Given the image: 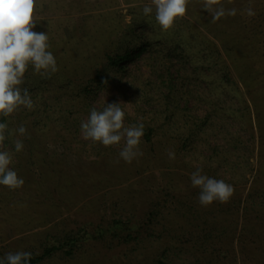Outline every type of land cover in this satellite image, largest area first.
<instances>
[{
  "label": "rangeland",
  "instance_id": "rangeland-1",
  "mask_svg": "<svg viewBox=\"0 0 264 264\" xmlns=\"http://www.w3.org/2000/svg\"><path fill=\"white\" fill-rule=\"evenodd\" d=\"M148 2L37 0L34 30L48 32L49 50L56 58L58 71L41 76L29 68L22 87H27L30 95L39 91L51 106L75 97L86 82L90 88L86 103L98 110L105 103H121L126 125L142 122L154 129L150 141L142 137L139 149L143 154L126 163L119 157L123 141L104 146L83 139L80 127L66 129L61 118L40 125L30 123L33 116L11 114L8 119L13 134L7 149L11 150L15 139L28 138L34 142L31 157H26L30 149L24 148L19 156L13 155L10 165L24 179V185L15 190L0 186V255L40 251L46 240L77 223L90 228L96 222L113 219L137 224L146 221L151 211L163 208L159 221L172 228L175 221L185 222L174 214L231 207L232 215L222 214L216 221L224 228L221 240L229 239L230 256L221 259V254L223 257L225 254L217 248H209L218 252L215 257L182 248L169 251L165 257L171 264H191L197 259L198 264H264V0H220L226 9L236 8L237 15L216 22L202 9V0H189L185 17L168 31H161L154 17L142 15L141 8ZM249 7L255 11L254 16L244 12ZM169 39H176L177 48L175 43L168 47ZM125 47L135 48L132 56L121 62L122 71L107 69V57ZM181 53L187 57L181 58ZM224 64L238 83L237 92L254 105L250 110L252 132L239 127L238 133L247 147L240 149V156L229 158L235 160L233 167L238 169L235 172L221 169L223 179L234 186L232 197L226 203L217 201L202 206L198 201L199 189L190 182V174L202 169V164L190 151L169 158V152H174L171 143L175 138L158 128L160 120L155 117L163 106L159 103L163 101L164 89H151L160 84L158 73L186 78L193 108L187 113L198 117L207 112L223 115L224 102L218 97L225 96L230 89L226 78H219ZM97 70L114 77L120 75L125 84L123 90L112 84L101 87L91 81ZM142 83L150 91L147 104L139 96L143 93L137 90ZM210 95L216 106L208 101ZM246 123L243 118L242 126ZM21 125L27 129L25 136L14 133ZM220 134L214 144L223 141ZM196 138L193 137V143L199 146L200 139ZM183 141L186 140L178 143ZM191 166L193 170L188 168ZM242 171L245 181H227L233 173ZM168 209H176V213L172 215ZM242 223L256 225L255 241L240 230ZM141 249L135 257L140 264H150L158 255L167 262L160 254L162 247L144 243ZM95 252L82 260L75 256L64 261L53 258L46 264H130L129 260L101 248Z\"/></svg>",
  "mask_w": 264,
  "mask_h": 264
},
{
  "label": "trees",
  "instance_id": "trees-1",
  "mask_svg": "<svg viewBox=\"0 0 264 264\" xmlns=\"http://www.w3.org/2000/svg\"><path fill=\"white\" fill-rule=\"evenodd\" d=\"M168 42L170 44L168 45L169 48H172L170 46L174 43V48H177L176 39H169ZM135 47L129 50L125 47L123 50H115L111 53L107 57V69L110 68L117 73L121 72V62L132 56ZM157 56L159 55H155V57ZM180 56L181 58H186L187 54L181 53ZM164 68L166 73H169V66L166 65ZM224 69H226V71H224ZM153 70L158 72L156 68ZM220 72L222 76L219 74V78H226L228 82L227 89L230 88L226 91L225 96L221 97L220 95H216V97L220 96L218 98H220V101L224 102L223 109L225 114L223 115H218L215 112H207L203 117L188 114L189 112L191 113L193 108L189 103V89L185 86L187 82L186 78H177L172 74L165 76L162 73H158L157 76L160 80V84H156L155 89H151H164L163 101L159 103V105L161 104L163 106L155 113V117L160 120L158 128L175 138L173 139L174 142L171 143L174 153L178 156H183V154H187L189 151L192 152L194 156H197L196 159L198 162H201L205 174L216 179H223L222 175H220L221 169L223 168L229 171L233 170V172L238 169L234 168L235 160L229 158L232 155L236 157L240 156V149H242L243 146L247 147L242 141L238 130H240L239 127H241L244 131L252 132L250 110L254 108V105L249 103L242 93H239V91L237 92L238 83H236L231 76L227 64L223 65ZM91 81H96L101 87L106 84H112L120 91L123 90L122 88H124L125 85L122 83L120 75L114 77V75H108L106 71L104 72L101 70H97L95 77H93ZM45 87H47V85ZM82 87L81 90H77L75 97L62 99L61 103L56 102V104L51 106L46 104L45 97L39 91H35V93L31 94L34 108L28 110L21 107L16 113L23 118L33 116L32 122L30 121L31 124L38 123L44 125L48 121L55 122L58 118H61L62 125L66 129H78L81 121L87 120L90 110L96 108L86 103L88 100L87 92L90 91L86 82H84ZM132 87L135 86L133 85ZM137 90L143 93L139 95L142 96L143 102H146V104L149 103L145 101L147 98H150L147 96L150 94L148 85L142 83ZM208 101L212 106L213 104L215 106L217 104V102L214 101V97L211 95ZM75 103L80 105L75 106ZM243 118L247 121L246 127L244 125L242 126ZM0 119L8 123V130L5 133L7 139L4 141L3 146H1L7 148V144L12 141V135L8 134L11 132V125L8 117ZM153 129L154 127L152 126H145L143 135L145 141H150V137L153 135ZM219 134L223 138V141L214 144L215 138H217ZM193 137L200 139L199 146L194 145L193 142H195V140ZM252 137L253 135H251V138ZM182 139L186 141L178 143ZM22 140L24 142V148H26L25 150H28V148L30 149L26 157H31L32 142L34 141L28 138ZM11 150H13V146ZM14 154L19 156V153ZM188 168L193 170L192 166ZM245 180V174L242 171L240 173H233L227 181L243 182ZM231 210V207L227 209L221 207L216 211L212 209L210 212L194 211L189 215L187 213H181L179 215L174 214L176 213V209H168L172 215L174 214L173 216H181L183 221H185L183 224L178 223L179 221H175L177 222L176 226L172 228L168 227L169 225L166 223L159 221L163 211H165L163 208H157V210L151 211L146 221L137 224H130L128 221L125 222L120 219H113L111 222L107 223L96 222V224H91L90 228L89 226L83 224L79 225L77 223L69 228L68 231L62 234H56L46 240L40 251H29L33 253L30 264H46L53 258L64 261L65 259L73 258V256L82 260L93 256V252L100 248L109 251L110 254H116L115 257L129 260L130 264H140V260L136 261L135 259L136 251H141L144 243L148 245L155 244L160 248L162 247V253L160 254H163L164 257L169 251L173 249H178L179 251L182 248H184L185 251L194 249L200 250L203 255L208 253L215 257L217 256L215 254H218V252L212 249L217 248L221 253L225 254V257L221 254V259L227 258L228 255L230 256L232 253V247L228 243L229 239L227 241L221 240L220 236L224 228L221 222L218 223L216 221L222 214L232 215L233 211ZM224 225L227 227L226 224ZM234 225L236 224L234 223ZM255 226V224L246 226L242 223L240 230L246 235V238L255 241V237L257 236V233H255ZM196 230L197 233H195ZM227 243L231 247L230 251ZM209 248L212 249L209 250ZM3 256L5 255H0V257ZM161 258L162 256L158 255V258L155 257L152 259L150 264H171L170 259L165 257L167 260L166 262ZM198 263H200L199 259L191 264Z\"/></svg>",
  "mask_w": 264,
  "mask_h": 264
},
{
  "label": "clouds",
  "instance_id": "clouds-1",
  "mask_svg": "<svg viewBox=\"0 0 264 264\" xmlns=\"http://www.w3.org/2000/svg\"><path fill=\"white\" fill-rule=\"evenodd\" d=\"M189 0H149L141 12L146 18L154 17L161 31H168L175 23L185 17ZM37 0H0V118H7L21 107L34 108L33 99L25 83V73L32 71L48 76L58 71L54 54L49 50L48 32L35 31L34 10ZM202 9L211 14L216 22L226 16H236V8H225L220 0H202ZM248 16L255 11L249 7L244 10ZM126 113L121 103H105L102 109L92 108L87 120L80 123V132L85 140L99 142L104 146L118 145L123 141L119 157L131 163L143 153L139 149L144 135L142 122L125 124ZM8 123L0 119V146L7 139ZM19 136H25L27 129L21 125L14 130ZM12 135V132L8 133ZM24 149L22 139L13 141V150L0 147V186L15 190L25 183L17 171L10 167L14 153ZM174 159L175 153L169 152ZM190 182L199 189L198 201L202 206L213 202L226 203L234 194V186L223 179H216L197 168L190 174ZM33 253L29 251L9 252L0 257V264H30Z\"/></svg>",
  "mask_w": 264,
  "mask_h": 264
}]
</instances>
